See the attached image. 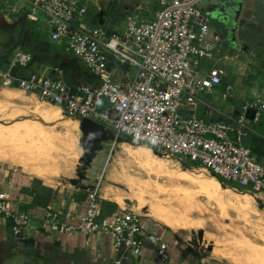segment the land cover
<instances>
[{
	"label": "built area",
	"instance_id": "built-area-1",
	"mask_svg": "<svg viewBox=\"0 0 264 264\" xmlns=\"http://www.w3.org/2000/svg\"><path fill=\"white\" fill-rule=\"evenodd\" d=\"M202 1L160 0L153 16L129 13L122 32H108L89 24L83 0H31L27 17L37 21L43 14L51 40L80 58L96 81L69 83L62 75L51 77L40 70L25 74L20 69L27 68L33 56L24 51L11 54L7 68L0 69L1 80L58 105L70 116L101 124L115 140L127 136L143 141L157 151L202 164L236 188L264 193V163L243 143L250 122L246 111L254 110L253 120L264 116V82L244 99L235 120L196 113L198 95L213 92L227 76L210 65L222 34ZM100 200L97 188L89 190L78 222H64L49 210L41 226L67 236L106 235L115 246L139 256L144 248L140 214L125 210L101 217ZM0 215L10 219L14 236L31 226L30 214L8 192H0ZM159 252L162 260L168 258L165 244L159 245Z\"/></svg>",
	"mask_w": 264,
	"mask_h": 264
},
{
	"label": "rangeland",
	"instance_id": "rangeland-1",
	"mask_svg": "<svg viewBox=\"0 0 264 264\" xmlns=\"http://www.w3.org/2000/svg\"><path fill=\"white\" fill-rule=\"evenodd\" d=\"M8 1L0 0V23L8 22L6 25L12 31L7 47L1 51L6 54L22 47L19 46L20 37L25 24L31 23L26 13L31 0ZM83 1L88 6L89 24L102 26L108 32H122L129 13H149L151 6L156 8L153 0ZM262 1L242 0L241 6L236 9L241 20L237 21L238 27L232 32V74L229 79L226 76L232 88L227 90L224 87L225 91L232 92V96L225 102L231 104L233 110H239L244 99L255 94L264 82ZM237 2L232 0V7H236ZM203 3L212 4L205 0ZM102 11L107 18L101 25L98 16ZM39 27L38 24L37 31L47 45L43 49L46 52L48 48L51 49L52 43L47 39L46 32ZM25 41L26 44H32L27 37ZM36 45L41 47L33 44V51L38 48L42 52L43 45ZM9 58L4 62H8ZM57 59L59 66L67 68L68 72L63 70L67 76H71L73 68L79 70L80 67L82 73L90 74L75 55L59 56ZM210 64L213 63L210 61ZM35 67L34 63H30L27 68L20 70ZM54 112L60 113L64 117L63 121H59ZM67 115L58 105L42 101L36 94L26 93L18 86L5 84L1 80L0 154L3 159L0 160L31 165L45 173L65 177L73 171L75 164L79 166L86 158H90L83 154L86 146L115 144L114 150L110 147L114 152L111 160L116 164L120 176L125 177V185H128L131 194L141 204H150L156 214L164 215L165 221L181 234L193 237L196 242L194 245L204 242L206 252H213L232 264H261L256 261L258 258L254 250L264 251V193L230 186L202 164L190 163L181 156L157 151L143 141L127 136L115 140L110 131H106L107 137L100 138L85 130L84 120ZM53 119H57L59 124ZM67 122L74 127L69 128ZM71 177H74L72 173ZM203 234L204 241L200 239Z\"/></svg>",
	"mask_w": 264,
	"mask_h": 264
},
{
	"label": "crops",
	"instance_id": "crops-1",
	"mask_svg": "<svg viewBox=\"0 0 264 264\" xmlns=\"http://www.w3.org/2000/svg\"><path fill=\"white\" fill-rule=\"evenodd\" d=\"M153 1L156 8L151 6L149 13L143 12L142 14L151 17L161 8L160 0ZM241 2L242 0H238L236 7H232V0H215L212 4L201 5L204 12L210 15L211 21L214 23L216 21L217 26L215 27L222 34L219 51L211 60L213 64L210 65L225 70L228 79L232 74V32L238 27L237 21L241 20L237 11ZM261 5L264 7L263 4ZM27 11L28 6L26 13ZM39 16L37 21L28 18L31 23L25 24L24 32L20 37L19 46L22 45V47L10 52L12 54L15 51H24L32 54V63L36 67L23 71V73L40 70L48 75H62L69 83L95 82L96 78L91 73H82V67L79 70L73 68L71 76L64 74L63 70L66 71L67 68L63 69V66L57 64L59 60L57 57L73 54L68 53L62 44L51 40L47 20L43 14ZM106 18L104 15V23ZM5 19L11 22L10 19L3 18ZM87 20H90L88 16ZM4 23H0V53L7 47L8 38L12 32L10 26L6 25L8 22ZM38 24L52 43L51 49L48 48L46 52L43 49L47 45L44 44L37 31ZM26 37L30 42L32 41V44L28 42L26 44ZM36 43L43 45L42 52H39L38 48L33 51L32 45L37 46ZM230 45L231 47H228ZM40 55L44 57L41 59ZM7 66L8 62H4L0 56V69H6ZM227 77H224V82L218 85L213 92L198 95L196 108L198 115L206 119L232 121L241 113L242 105L239 110H233V106L225 102L232 96V92L224 90V87L227 90L232 88V83L227 82ZM214 92L220 95L213 94ZM77 119L83 121L80 117ZM99 125L102 127L101 124ZM248 127L247 135L255 134L264 138V116L258 120H250ZM251 143L255 144V142ZM114 146L115 144L86 146L83 154L90 158H86L85 162L77 165L78 168L75 164L73 171L65 177L45 173L31 165L0 160V192H8L15 197L17 206L26 210L31 216V226L22 229L17 236H14L10 219L0 215V264H116V260H120V264H232L213 252H206L203 248L204 242L194 245L193 243L196 242L193 237L181 234L172 224L165 221L164 215L156 214L150 204H141L131 194L130 188L127 184L125 185V177L120 176L121 173L115 168L116 164L111 160L114 152L110 150V147L114 150ZM253 152L264 163V153ZM94 188H97L101 199V217L115 215L125 210H133L140 214L144 248L139 256H133L123 246H115L112 239L106 235L87 236L76 232L72 236H67L45 230L41 226L49 210L57 212L64 222L70 224L78 222L79 217L85 212L88 192ZM150 236L156 237L158 241L152 242ZM200 239L204 241V234ZM161 243L165 244V254L168 255L166 260H162V254L159 252Z\"/></svg>",
	"mask_w": 264,
	"mask_h": 264
},
{
	"label": "water",
	"instance_id": "water-1",
	"mask_svg": "<svg viewBox=\"0 0 264 264\" xmlns=\"http://www.w3.org/2000/svg\"><path fill=\"white\" fill-rule=\"evenodd\" d=\"M104 14H105V12L102 11L101 14L98 16V22L100 24H104ZM213 16H216V15H213ZM215 23H216V21H215ZM215 23H214V25L217 26V23L216 24ZM254 113H255L254 110L248 109L246 111V116L250 120H253L254 119ZM84 121H85L84 128L86 131H88V132H90V133H92L98 137H107L106 130L103 129V127H101L98 123H96L92 120H84Z\"/></svg>",
	"mask_w": 264,
	"mask_h": 264
},
{
	"label": "trees",
	"instance_id": "trees-1",
	"mask_svg": "<svg viewBox=\"0 0 264 264\" xmlns=\"http://www.w3.org/2000/svg\"><path fill=\"white\" fill-rule=\"evenodd\" d=\"M0 54H1L0 55L1 59L4 61L6 58H9L8 55L10 54V52L7 54L6 53H0ZM14 71H17V69H15ZM251 142H255V144H252ZM243 143L250 146V148L253 151H258V152L264 153V138H262V137H259L255 134H248L243 138ZM188 162H190V161L188 160ZM224 183H226V182H224ZM226 184H228V183H226ZM228 185L235 186V184H228Z\"/></svg>",
	"mask_w": 264,
	"mask_h": 264
},
{
	"label": "bare ground",
	"instance_id": "bare-ground-1",
	"mask_svg": "<svg viewBox=\"0 0 264 264\" xmlns=\"http://www.w3.org/2000/svg\"><path fill=\"white\" fill-rule=\"evenodd\" d=\"M59 111V110H58ZM50 112V111H49ZM48 112V113H49ZM56 112V111H55ZM53 113L54 115H55V117L56 118H58L59 119V121H61L62 120V118H64V117H62L61 115H60V113ZM60 112V111H59ZM50 114V113H49ZM48 115V114H47ZM53 116V115H52ZM64 116V115H63ZM68 116V115H67ZM55 119V118H54ZM53 119V120H54ZM65 120V119H64ZM54 121H58L57 119L56 120H54ZM63 121V120H62ZM66 121V120H65ZM58 124H59V122H57ZM70 123V122H69ZM67 124V126L69 127V126H73V125H70V124ZM74 127V126H73ZM70 128V127H69ZM2 136V135H1ZM0 136V137H1ZM4 138V137H3ZM13 144V143H12ZM4 155V154H3ZM12 157V156H11ZM14 157V156H13ZM0 159H3V156H1V154H0ZM218 181V180H217ZM254 250V249H253ZM255 251V255L257 256V262L259 263V262H261V264H264V251L262 250V249H259V250H254ZM253 252V251H252ZM254 264V263H253Z\"/></svg>",
	"mask_w": 264,
	"mask_h": 264
}]
</instances>
